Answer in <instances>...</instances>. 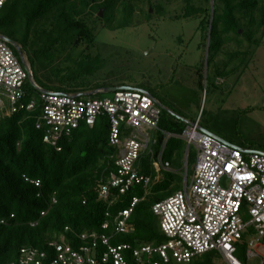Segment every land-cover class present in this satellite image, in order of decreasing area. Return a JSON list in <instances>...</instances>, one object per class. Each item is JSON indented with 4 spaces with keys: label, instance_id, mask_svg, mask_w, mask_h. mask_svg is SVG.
Returning a JSON list of instances; mask_svg holds the SVG:
<instances>
[{
    "label": "trees",
    "instance_id": "1",
    "mask_svg": "<svg viewBox=\"0 0 264 264\" xmlns=\"http://www.w3.org/2000/svg\"><path fill=\"white\" fill-rule=\"evenodd\" d=\"M148 1L150 10L145 12L141 0H8L0 12V36L22 43L21 54L31 71L30 60L38 66L42 83L52 88L42 87L33 77L41 90L74 96L104 91L110 87L93 83L99 60L93 54L97 25L103 22V29L115 31L136 17L144 16L150 21L154 17L151 11L163 15L162 7L155 11L154 1L175 0ZM181 1L184 15L176 18H199L200 29L211 38L209 51L214 52V57L208 60L209 68L228 45H244L245 41L250 44L247 52H236L239 58L249 55L253 46L260 47L256 37L264 29L261 0ZM197 1L203 6H198ZM93 17L95 20H91ZM84 45L85 49L70 66L50 67L60 49L75 53ZM216 73L219 78L220 73ZM162 113L159 137L154 138L157 142L151 147L153 155L145 153L137 166L143 175L153 179L149 194L145 196L143 187H136L126 195L114 191L108 201L101 199L100 187L108 174L115 172L118 155L110 144L108 117L100 118L93 129L83 125L63 139L59 144L61 151L43 142L42 132L36 129L37 112L0 119V264H19L25 248L51 253L54 243L75 250L89 246L90 242L82 237L108 234L102 228L107 215L114 219L130 208L135 197L143 199L130 221L132 233L119 236L114 244L136 247L165 243L160 221L152 209L154 204L166 200L164 192L173 188L171 173H165L160 166L144 170L141 165L143 159L154 158L158 162L163 149V163L173 165L174 153L169 152L173 139L163 148L164 134L182 137L188 125L178 117ZM164 116L171 118L165 120ZM160 174L162 179L158 180ZM27 179L40 182V186ZM248 249L244 241L239 252L247 254ZM209 255L193 264L212 263Z\"/></svg>",
    "mask_w": 264,
    "mask_h": 264
},
{
    "label": "built area",
    "instance_id": "2",
    "mask_svg": "<svg viewBox=\"0 0 264 264\" xmlns=\"http://www.w3.org/2000/svg\"><path fill=\"white\" fill-rule=\"evenodd\" d=\"M7 1L0 0V12ZM163 111L140 89L113 92L111 98L102 99L41 90L24 56L0 36V119L37 112L36 129L42 132L43 142L61 151L63 139L83 125L93 129L100 118L108 117L110 144L118 155L115 172L100 187L105 201L114 191L126 195L136 187L149 194L153 179L137 166L145 153L153 155L151 147L157 140L152 134L160 131ZM164 135L163 148L171 137ZM182 138L196 149L197 162L192 182L186 181L184 190L153 206L165 243L114 244L119 236L132 233L130 221L143 199L135 197L130 208L114 219L107 215L102 228L108 234L82 237L89 246L75 250L54 243L51 253L25 248L19 264H193L211 253L226 264H241L236 254L244 241L249 247L247 264L257 259L264 264L259 254L264 251V153L204 133L199 122L188 125ZM163 151L158 166L165 171L170 164L163 163ZM31 183L40 186V182Z\"/></svg>",
    "mask_w": 264,
    "mask_h": 264
},
{
    "label": "rangeland",
    "instance_id": "3",
    "mask_svg": "<svg viewBox=\"0 0 264 264\" xmlns=\"http://www.w3.org/2000/svg\"><path fill=\"white\" fill-rule=\"evenodd\" d=\"M141 1L142 9L150 10L149 1ZM153 5L155 11L162 7L163 15L151 11L154 17L150 21L144 16L136 17L115 31L103 29V22L98 23L93 54L99 60H96L98 71L93 83L101 87L144 90L162 105L165 113L179 117L185 124L199 122L202 129L236 147L264 153V29L256 37L260 47L250 48L249 55L239 58L236 53L247 52L250 45L247 41L244 45L233 43L220 52L209 68L208 60L213 59L214 52L209 51L211 38L200 29V19L176 18L184 15L181 0L154 1ZM197 5L203 6V3L197 1ZM11 41L20 56L18 48L22 43ZM85 47L75 53L60 49L50 67L70 66ZM30 64L35 81L52 89L42 83L38 66L32 60ZM216 71L220 73L219 78ZM112 96L113 93H102L93 97ZM170 118L164 116L165 120ZM152 136L158 138L159 134ZM172 139L169 152L174 153L173 165L165 173H171L174 186L164 192L166 198L184 190L186 181L192 182L197 160L194 147L189 149L179 137ZM149 166L156 169L158 162L154 158L143 159L141 169ZM259 254L264 256V251L260 250ZM236 258L241 264L248 263L245 252H238ZM208 259H212L210 264H226L217 253H211ZM259 263L257 259L249 264Z\"/></svg>",
    "mask_w": 264,
    "mask_h": 264
},
{
    "label": "water",
    "instance_id": "4",
    "mask_svg": "<svg viewBox=\"0 0 264 264\" xmlns=\"http://www.w3.org/2000/svg\"><path fill=\"white\" fill-rule=\"evenodd\" d=\"M101 16H103V12H101ZM4 39L6 40V41H8L11 45H14L15 46V44H13L12 43V41L11 40H9L8 38H5L4 37ZM17 47V46H16ZM18 48V47H17ZM18 50H19V53H20V56L22 55L23 56V54H21L22 53V51H21V49L20 48H18ZM121 90H132V88H108V89H106V90H104V91H95V92H93V93H90V94H84V95H78L77 97H83V96H89V97H93V96H96V95H99V94H102V93H106V94H111V93H115V92H117V91H121ZM140 91H142V92H144V93H148V92H146V91H144V90H140ZM149 94V93H148ZM160 107H162V105H160ZM163 108V107H162ZM202 132H204V133H207V134H211V135H213V136H216V135H214V134H212L211 132H209V131H207V130H204V129H202ZM216 137H218V136H216ZM218 138H220V137H218ZM220 139H222V138H220ZM222 140H224V139H222ZM225 141V140H224Z\"/></svg>",
    "mask_w": 264,
    "mask_h": 264
},
{
    "label": "crops",
    "instance_id": "5",
    "mask_svg": "<svg viewBox=\"0 0 264 264\" xmlns=\"http://www.w3.org/2000/svg\"><path fill=\"white\" fill-rule=\"evenodd\" d=\"M178 120H181L179 117H178ZM187 125L189 124V123H186ZM174 137H179V138H181L182 140H183V138L181 137V136H176V135H171V137H170V139L171 138H174ZM184 141V140H183ZM185 142V141H184ZM189 149H191V148H189ZM163 151V150H162ZM162 151H161V153H162ZM165 151V150H164ZM196 155H197V151H196ZM196 162H197V160H196Z\"/></svg>",
    "mask_w": 264,
    "mask_h": 264
}]
</instances>
